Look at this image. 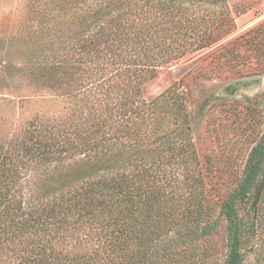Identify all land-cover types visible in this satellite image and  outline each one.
Returning a JSON list of instances; mask_svg holds the SVG:
<instances>
[{"label":"trees","instance_id":"trees-1","mask_svg":"<svg viewBox=\"0 0 264 264\" xmlns=\"http://www.w3.org/2000/svg\"><path fill=\"white\" fill-rule=\"evenodd\" d=\"M30 1L42 2L32 12L53 39L35 47L27 71L69 113H39L10 138L0 133V262L13 264V253L17 264H78L85 247V264L206 262L212 252L199 239L217 224L207 219L183 80L152 100L143 86L159 68L231 33L226 0ZM263 165L264 135L222 204L221 264H245L246 247L258 248L259 219L246 222L239 209ZM29 169L48 172L46 192L33 189Z\"/></svg>","mask_w":264,"mask_h":264},{"label":"rangeland","instance_id":"rangeland-1","mask_svg":"<svg viewBox=\"0 0 264 264\" xmlns=\"http://www.w3.org/2000/svg\"><path fill=\"white\" fill-rule=\"evenodd\" d=\"M41 3L0 0V133L4 137L10 138L36 114L56 118L69 113L65 100L42 85L32 83L27 71L35 47L53 39L48 40L52 33L40 27L39 21H44V17L38 15L35 19L33 15L32 9ZM226 5L235 22L231 33L207 48L189 52L159 68L157 75L143 86L144 97L152 100L174 81L183 80L182 90L192 113L198 168L202 170L208 192L210 213L207 219L211 226L217 224L212 226L210 235L199 239V245L212 252L209 259L200 264H221L225 259L227 221L221 207L242 181L248 156L264 135V0H226ZM45 8L44 5L42 9ZM37 34L45 36L39 38ZM63 37L66 38L65 35L57 38ZM57 41L54 46L64 43ZM21 68L26 69L23 75L19 72ZM21 76L28 84L21 82ZM77 159L63 163L74 164ZM56 166L61 169L60 164ZM64 168L61 170L67 169ZM45 172L26 171L27 179L38 193L46 192L45 188L52 185V179ZM60 173L59 177L66 172ZM263 178L264 165L239 209L246 222L254 215L259 219L255 238L258 248L249 251L250 245L246 247L245 264H257V260L264 264V190L256 210L252 207ZM81 254L85 255L79 256L78 264L90 260L89 247L82 249ZM10 259L13 264L19 261L13 253Z\"/></svg>","mask_w":264,"mask_h":264},{"label":"water","instance_id":"water-1","mask_svg":"<svg viewBox=\"0 0 264 264\" xmlns=\"http://www.w3.org/2000/svg\"><path fill=\"white\" fill-rule=\"evenodd\" d=\"M263 190H264V178H263L262 182L260 183V185L256 191L255 198H254V201L252 204V207L255 208V210L257 208V205H258V202L260 200V197H261Z\"/></svg>","mask_w":264,"mask_h":264}]
</instances>
